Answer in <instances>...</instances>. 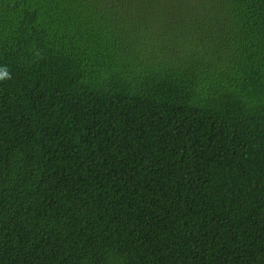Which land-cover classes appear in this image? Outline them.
I'll return each mask as SVG.
<instances>
[{"label":"trees","instance_id":"16d2710c","mask_svg":"<svg viewBox=\"0 0 264 264\" xmlns=\"http://www.w3.org/2000/svg\"><path fill=\"white\" fill-rule=\"evenodd\" d=\"M0 264H264V0H0Z\"/></svg>","mask_w":264,"mask_h":264},{"label":"clouds","instance_id":"9594fccd","mask_svg":"<svg viewBox=\"0 0 264 264\" xmlns=\"http://www.w3.org/2000/svg\"><path fill=\"white\" fill-rule=\"evenodd\" d=\"M8 75L7 72H0V79H3L4 77H6Z\"/></svg>","mask_w":264,"mask_h":264}]
</instances>
